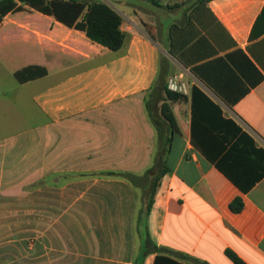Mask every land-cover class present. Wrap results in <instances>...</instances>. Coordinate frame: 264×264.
<instances>
[{
	"label": "crops",
	"instance_id": "crops-1",
	"mask_svg": "<svg viewBox=\"0 0 264 264\" xmlns=\"http://www.w3.org/2000/svg\"><path fill=\"white\" fill-rule=\"evenodd\" d=\"M103 1L122 18L117 51L28 8L0 23L26 49L0 42V264H136L141 191L118 174L152 163L144 102L161 59L172 133L152 242L191 264H232L225 249L264 264V177L242 193L190 144L196 87L264 149V0ZM29 65L47 73L21 84Z\"/></svg>",
	"mask_w": 264,
	"mask_h": 264
},
{
	"label": "trees",
	"instance_id": "trees-1",
	"mask_svg": "<svg viewBox=\"0 0 264 264\" xmlns=\"http://www.w3.org/2000/svg\"><path fill=\"white\" fill-rule=\"evenodd\" d=\"M14 3L16 5L12 9L8 8ZM25 8L51 16L68 28L82 31L90 41L111 51L119 50L123 44L124 34L120 29L122 18L103 0H0V21L8 12ZM46 73L44 67L29 65L14 72L13 76L22 84L43 77ZM166 76L167 62L161 59L158 74L144 102L148 120L157 134L152 163L141 176L118 174L140 189L145 204L143 213L146 219H141L140 211L136 226L140 235L136 264H142L145 256L152 253L155 254L152 264L196 262L185 255H180L181 260L168 255L152 242L147 228V219L160 182L169 173L165 155L171 143L172 130L159 113L160 103L167 101L170 95ZM190 144L242 193L249 191L264 177V149L257 147L254 139L234 121L225 118L220 108L196 87L191 89ZM229 209L239 213L243 209L242 198L235 197L229 203ZM224 254L232 264H246L230 249H225Z\"/></svg>",
	"mask_w": 264,
	"mask_h": 264
},
{
	"label": "rangeland",
	"instance_id": "rangeland-1",
	"mask_svg": "<svg viewBox=\"0 0 264 264\" xmlns=\"http://www.w3.org/2000/svg\"><path fill=\"white\" fill-rule=\"evenodd\" d=\"M15 5H16V3L12 4V6H10L8 8L12 9ZM12 13H14V12H11L10 11L7 14H5L4 17L7 16V15H9V14L11 15ZM3 18H2V20H3ZM2 20L0 21V23L2 22ZM16 35L15 34L14 35L12 34V31H11L10 28H3V29L0 30V42H2V43H8V44L13 43L15 45L14 46L15 47L14 50H15L20 45V43L16 39ZM18 52H19V55L20 56H23L24 53L26 52V49L25 48L23 49L22 46H19L18 47ZM12 83H16L15 80H12ZM156 147H157V145H156ZM142 204H143V207H141V210H140L141 211V216L140 217H141L142 220H145L146 219L145 218V214L143 213V209H144L145 204L143 203V201H142Z\"/></svg>",
	"mask_w": 264,
	"mask_h": 264
},
{
	"label": "built area",
	"instance_id": "built-area-1",
	"mask_svg": "<svg viewBox=\"0 0 264 264\" xmlns=\"http://www.w3.org/2000/svg\"><path fill=\"white\" fill-rule=\"evenodd\" d=\"M169 88H170V89L175 88L174 84H173V83H170V84H169Z\"/></svg>",
	"mask_w": 264,
	"mask_h": 264
}]
</instances>
